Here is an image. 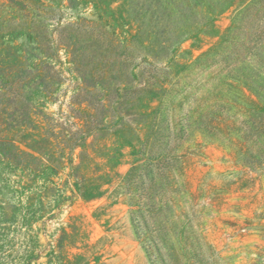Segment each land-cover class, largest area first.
<instances>
[{
	"label": "rangeland",
	"instance_id": "rangeland-1",
	"mask_svg": "<svg viewBox=\"0 0 264 264\" xmlns=\"http://www.w3.org/2000/svg\"><path fill=\"white\" fill-rule=\"evenodd\" d=\"M100 1L0 0V55L37 36L41 51L53 57L27 97L33 122L0 129L1 141L15 140L23 150L10 149L12 164L2 158L0 143V264H76L78 254L90 264H264V35H246L251 15L227 35L250 0H234L199 35H172L174 24L163 21L170 9L160 0L136 9L128 0H106L103 19L111 24L104 25ZM261 7L253 18L264 24V0ZM151 8L156 15L142 39L153 37L159 47L178 39L176 51L161 59L173 56L175 64L158 62L166 91L115 104L103 131L59 151L64 135L77 137L78 129L91 126L80 87L95 81L82 79L94 59L77 67L74 53L98 35L130 38ZM205 10L203 4L179 7L198 29ZM62 36L80 50L55 46ZM135 63L144 64L140 56ZM48 145L60 157L55 172L43 171L39 160L47 163ZM135 164L145 165L126 180ZM79 188L98 194L84 196ZM149 238L157 257L146 250Z\"/></svg>",
	"mask_w": 264,
	"mask_h": 264
},
{
	"label": "trees",
	"instance_id": "trees-1",
	"mask_svg": "<svg viewBox=\"0 0 264 264\" xmlns=\"http://www.w3.org/2000/svg\"><path fill=\"white\" fill-rule=\"evenodd\" d=\"M101 1L102 3L100 4L103 5H96L99 16L98 21L109 26L111 21H106L103 19V14H105V12H107V10L110 8V4L106 0ZM160 2L162 3L163 7H165L163 9H170L166 15L164 14L163 21H169L174 24L175 29H172V35H199L201 32L200 30H204L209 25L214 26L213 23L215 16L230 8L233 5L234 0H160ZM262 2L263 0H250L243 8H241L239 11L240 17L234 19L227 35H233L241 27V24L244 21L243 18L250 15L252 16V19H250L248 23V34L246 35H264V24L259 22L255 23V19L253 18L254 16L257 17L261 11ZM198 4H203L204 8L206 9L205 13H203L205 22L201 25L200 29L194 25H190L193 15L185 14L183 11L179 13V7H196ZM140 5L144 7V0H128L129 8L136 9ZM176 6H178V9ZM142 7L141 9H143ZM154 9L155 8L146 10V13L142 15L139 29L135 33H132L130 38L118 37L111 40L107 38L106 35H98L97 37H92V39L85 40L86 44L82 47V51H80L78 55H76L77 53H74L75 59H73L75 61L72 60V63L76 64L77 67L84 63L85 58L88 56H92L94 59V63L91 65L93 67L91 69L88 67L85 69L84 67V75L82 74L84 77H82V79L95 81L91 82L90 84L83 83L84 85L80 87V93H84L86 98V104L84 106L85 109H83L84 112H82V114H84V117L89 119L85 120L84 122L91 124V126L89 131H86L82 128L78 129L80 135L77 137H73V134L70 132L68 135H64L63 141L59 140V144L60 141H62L64 144L60 146L59 151L62 152L65 148L74 150L82 145V143L86 140V135L91 131H103L107 127L104 121V116L107 115L109 109L113 108L115 104L124 105L136 103L144 96L143 94H147L149 92L166 91L167 86L164 83L165 80L160 79L158 75V62H162L164 66L166 63L168 66H165V68H168L169 65L175 64V59L173 56L168 57L167 62L165 63L161 61V59L162 54H168L169 49L171 50V54L176 51V42H178V39H172V41L166 40L161 44L160 47L155 45L153 37H149L150 39L147 40L142 39V33L145 32L148 24L152 22L153 19L151 18L156 15V10ZM173 10H178V12H174ZM160 20L162 19L160 18ZM84 31L86 30L84 29ZM112 32L114 33V31ZM152 33H154V31H152ZM33 38L34 39L27 37V41L22 43V45L14 44L12 46H8V49H4V51H2V56L0 55V129L7 128V126H13V128H17L21 127V125L23 126L33 122L30 112L26 111V105H28L27 97L29 95V91L33 89L36 81L42 77V73L47 72L46 70L48 69H46L45 66L47 65L48 67V61H51H47V59L53 58L48 56V54L52 53L43 51L44 49L41 51L42 47L40 43L41 40L43 41V39L40 38V41L38 42L37 36H34ZM77 38L79 43V40H82L84 37L81 38V36L78 35ZM180 41H182V38ZM80 42H83V40ZM169 42L171 43L172 47L170 46ZM29 45H31L30 48H28ZM54 45L64 48L70 46V54L75 52L73 50L77 51L81 48V45H79L80 48L75 49L72 41H68V39H66L64 36H62L58 41L55 40ZM96 45L97 49L95 48ZM91 48L94 50H91ZM139 48L141 51H138ZM37 51L43 52L42 54L44 55L36 54L35 52ZM142 52L145 54L143 55ZM138 56L143 59L144 64L137 65V63H135V60ZM137 70L143 71L142 75L144 78L140 77V80L135 82L134 78L139 77L136 73ZM118 71L119 73H123L124 77L119 75L117 78L116 72ZM131 76L134 77L132 78ZM121 108H123V106ZM101 109L104 112L103 117L97 115V111ZM115 110H120V108ZM48 123L49 124L46 131L48 134L50 131L52 132L47 138L48 144H50V141H52L51 137L54 136V133L53 130H51L53 124L52 121L49 120ZM0 143L6 147L1 151L2 158H6V160L8 159L7 161L12 164L15 160V157H11L9 154H11L13 150V152L16 154L23 153V150L18 149L15 140L4 139V141H1L0 139ZM16 148L18 149V153L16 152ZM10 149L13 150L11 151ZM48 151H50L49 145ZM33 156L35 155L33 154ZM43 157L44 156L39 158V160H41V165L43 166V171L45 169L51 170L52 172L58 170L56 164H60L57 163V161H60V157L53 153V149L50 151L49 155H47L48 159H46V161L47 163L50 161L49 165H47V163L45 164ZM144 165L145 164H135L126 175V180L129 179L133 171L138 169L140 171ZM32 169L34 168L30 167V170ZM159 171L160 169L153 171V176H156L157 172ZM79 190L81 191L80 188ZM81 192L84 196L90 197L98 194L91 192L87 188L86 191ZM139 210L140 208L136 209L135 211L136 213H139V222L143 224V213H141ZM21 218H25V215H22ZM146 243L147 252L151 256L156 255L157 257V252L155 254L154 245L151 239L149 238ZM24 258L28 262L32 260V251H27ZM83 258V255L79 254L74 256V259L78 261L76 264H90L89 261L82 262ZM68 264L75 263L70 261Z\"/></svg>",
	"mask_w": 264,
	"mask_h": 264
}]
</instances>
